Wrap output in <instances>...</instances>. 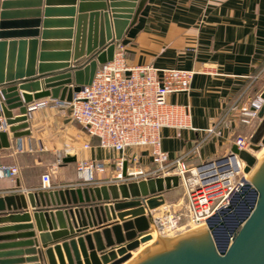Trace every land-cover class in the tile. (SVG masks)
<instances>
[{
    "label": "water",
    "instance_id": "water-1",
    "mask_svg": "<svg viewBox=\"0 0 264 264\" xmlns=\"http://www.w3.org/2000/svg\"><path fill=\"white\" fill-rule=\"evenodd\" d=\"M146 1L80 0L76 8L77 0L58 5L48 0L43 13L26 16L15 12V5L25 8L33 2L0 0V118L15 139L30 134L22 131L28 128L30 104L48 98L71 102L92 84L99 68L113 61ZM260 97L264 100V90ZM258 119L250 138L252 153L264 148V103ZM0 141V147L9 146L5 132ZM252 153L232 147L230 157L243 161L244 173L251 175L206 230L161 238L130 264H264V159L260 163ZM180 185L179 177L168 176L28 193L39 249L26 196H0V264H125L152 241L151 212ZM227 213L233 225L221 242L216 227H225L219 216Z\"/></svg>",
    "mask_w": 264,
    "mask_h": 264
},
{
    "label": "crops",
    "instance_id": "crops-1",
    "mask_svg": "<svg viewBox=\"0 0 264 264\" xmlns=\"http://www.w3.org/2000/svg\"><path fill=\"white\" fill-rule=\"evenodd\" d=\"M22 1L26 0L14 3ZM27 1L33 3L25 8L15 5L14 11L33 16L43 13L48 5V0ZM57 1L50 5L60 4ZM79 5L77 0L76 8ZM121 45L131 67L196 73L188 93L168 99L171 104L190 108L195 129L162 131V149L171 160L186 156L187 165L194 168L229 155L236 137L250 139L254 134L259 120L245 125L238 120L240 116L229 111L237 101L246 104L264 90V0H147ZM13 114L19 116L17 110ZM27 123L28 128L22 131L30 134L21 140L14 138L11 126L0 129L7 134L9 144L0 147V165L19 169L17 177L0 179V196L41 191V179L47 173L52 190L87 187L78 185L77 163L84 160L107 163L108 170L97 178L113 179L114 154L99 148L98 140L87 136L67 109L51 106L31 111ZM20 143L21 153L17 151ZM67 156L75 157L76 162L64 164L62 159ZM164 198L165 205L153 211L155 219L165 217L175 202L184 200L182 190L177 189L165 193ZM25 200L39 249L40 234L27 196Z\"/></svg>",
    "mask_w": 264,
    "mask_h": 264
},
{
    "label": "built area",
    "instance_id": "built-area-1",
    "mask_svg": "<svg viewBox=\"0 0 264 264\" xmlns=\"http://www.w3.org/2000/svg\"><path fill=\"white\" fill-rule=\"evenodd\" d=\"M195 75V72L186 70L131 67L126 60L125 47L119 45L113 61L102 65L92 84L75 93L71 102L43 99L33 103L28 111L51 106L67 109L71 120L87 136L98 140L99 148L114 154V177L109 181L97 178L106 173L107 163L91 160L78 162L79 186L139 183L177 176L187 193L189 225L206 226L219 212L230 206L232 199L240 193L247 175L244 173L246 164L230 155L192 168L187 165L186 156L171 160L162 149L164 129L195 130L190 108L171 104L168 100L170 95L188 93ZM240 102L231 106L230 114L240 116L238 120L245 125L259 120L264 103L260 95L246 104ZM3 127L4 122L0 129ZM208 132L212 133L213 130ZM235 145L240 151L251 152L250 139L246 137H236ZM23 150L20 143L17 151L21 153ZM18 175L16 166L0 165V179H13ZM41 180L42 190L53 189L50 173L44 174ZM151 213L153 215V211ZM181 216L174 213L156 220L153 216L151 229L155 228L159 233L174 232L179 227Z\"/></svg>",
    "mask_w": 264,
    "mask_h": 264
},
{
    "label": "rangeland",
    "instance_id": "rangeland-1",
    "mask_svg": "<svg viewBox=\"0 0 264 264\" xmlns=\"http://www.w3.org/2000/svg\"><path fill=\"white\" fill-rule=\"evenodd\" d=\"M263 150H264V148L262 149V151ZM261 152L256 154L257 158H259V159H260L259 155ZM177 190H182V198H184V200L175 202V204H174L175 206L163 218L168 217V214L173 215L174 213H176L178 216L182 215L181 217H179V223L180 224H178L179 227L177 229H175L174 232L172 231V232L168 233L169 232L168 231V232H166L168 234H165L166 236L164 235L163 237L174 238V237H177L181 234L188 233L189 231L192 232V231H199L200 230V229H194L195 227H192V225H189V218L186 215L187 193H186L185 187L181 184ZM169 194L173 195L172 193H169ZM169 194H167V195H169ZM167 195H166V199H167V202H169L170 199H169V197H167ZM236 201H237V199L233 203V205H234L233 210H235ZM227 214H228L227 216H224V215L219 216L220 217L219 221H222V222L226 223V226L231 227L233 225L232 224L233 223L232 218L229 217V215H231V214H229V213H227ZM217 225H218V227H216V234L218 236V239H220L221 242H224L225 235L227 234V232L225 231L226 229L224 228V226H221L219 223ZM225 232H226V234H225Z\"/></svg>",
    "mask_w": 264,
    "mask_h": 264
},
{
    "label": "bare ground",
    "instance_id": "bare-ground-1",
    "mask_svg": "<svg viewBox=\"0 0 264 264\" xmlns=\"http://www.w3.org/2000/svg\"><path fill=\"white\" fill-rule=\"evenodd\" d=\"M262 151V150H261ZM260 151V152H261ZM252 153V152H251ZM257 153H259V152H257ZM257 153H252L256 158H257V156H256V154ZM259 157H260V159L259 158H257L259 161H260V163H261V161L264 159V150L260 153V155H259ZM253 173V172H252ZM251 174H249V175H247V179H248V177L250 176ZM168 177V176H167ZM229 217H231V215H229ZM155 219V218H154ZM156 220V219H155ZM152 224H154V223H152ZM233 224V223H232ZM192 227H194V225L192 226ZM207 225L206 226H201V227H195L194 229H200V230H206L207 229ZM226 230V232H228V229H229V226H226V223H225V227H224ZM218 231V230H217ZM190 232V231H189ZM226 232H225V234H226ZM170 233V232H169ZM165 234H168V233H159V232H157L156 231V229L155 228H152L151 229V231H150V235L152 236V241L151 242H149L148 244H145V245H142L141 247H140V249L139 250H137L136 252H134L132 255V259L131 260H129L128 262H126L125 264H130L132 261H134L138 256H140L144 251H146V249H148V248H151L152 246H154L155 245V243H156V241H158V240H160L161 238H168V237H163ZM172 234V233H171ZM166 236V235H165ZM169 236V235H168ZM178 237V236H177Z\"/></svg>",
    "mask_w": 264,
    "mask_h": 264
}]
</instances>
